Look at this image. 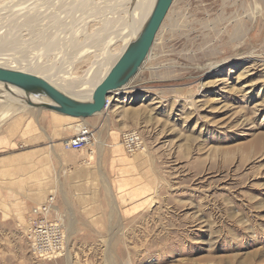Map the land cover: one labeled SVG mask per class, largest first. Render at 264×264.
Listing matches in <instances>:
<instances>
[{
    "label": "rangeland",
    "instance_id": "rangeland-1",
    "mask_svg": "<svg viewBox=\"0 0 264 264\" xmlns=\"http://www.w3.org/2000/svg\"><path fill=\"white\" fill-rule=\"evenodd\" d=\"M120 2L0 0V60L89 99L94 89L54 81L84 79L105 58L104 26L121 15ZM236 28L242 34L233 39ZM42 30L73 56L36 46ZM128 91L93 117L70 119L96 142L75 150L73 181L63 173L52 194L66 229L61 254L40 256L26 237L43 204L23 182L26 144L0 151V264H264V0H174ZM15 97L1 101L0 133L23 115L57 114ZM129 131L142 135L143 150L126 151ZM114 146L123 154L109 156Z\"/></svg>",
    "mask_w": 264,
    "mask_h": 264
},
{
    "label": "water",
    "instance_id": "water-1",
    "mask_svg": "<svg viewBox=\"0 0 264 264\" xmlns=\"http://www.w3.org/2000/svg\"><path fill=\"white\" fill-rule=\"evenodd\" d=\"M173 2L174 0H155L153 9L136 38L128 43L89 99L74 97L39 74L1 65L0 83L7 91H18L23 106L49 110L76 119L93 117L103 112L108 107V98L127 87L141 70Z\"/></svg>",
    "mask_w": 264,
    "mask_h": 264
},
{
    "label": "crops",
    "instance_id": "crops-1",
    "mask_svg": "<svg viewBox=\"0 0 264 264\" xmlns=\"http://www.w3.org/2000/svg\"><path fill=\"white\" fill-rule=\"evenodd\" d=\"M70 119L76 118L51 112L29 113L15 120L0 133V151H14L20 141L26 144L27 149L22 150L21 154V169L28 176L26 179L23 177V182L27 181L28 185L32 182L30 190L33 193L38 191L42 198L39 202L44 203L52 194L57 195L62 187L63 173L66 174L65 180L73 181V169L79 162L76 151L66 150L63 143L80 128ZM105 151L109 156L123 154L120 146L105 148Z\"/></svg>",
    "mask_w": 264,
    "mask_h": 264
},
{
    "label": "bare ground",
    "instance_id": "bare-ground-1",
    "mask_svg": "<svg viewBox=\"0 0 264 264\" xmlns=\"http://www.w3.org/2000/svg\"><path fill=\"white\" fill-rule=\"evenodd\" d=\"M154 3H155V0H122V2L119 3L120 5H122L121 11H120L121 15L115 19L114 24L110 28L104 26V30L106 31L105 32L106 35L104 36V39H102V41L100 40L101 44H100L99 50L103 51L105 49L103 51V55L105 58H101V59L97 60V62H94V63L92 62V64H90L85 71L84 79L77 80V79L73 78V74L68 75V76L63 74V75L59 76L57 81H54V82L59 84L62 87L80 88L83 85H86V87L95 90L96 86L106 77V75L109 73V71L111 70V68L115 64V62L113 63L114 59L116 58V60H117L121 56L123 51L125 50L128 43L131 40H133L134 38H136V36L138 35L142 26L144 25L147 18L149 17V15L153 9ZM83 4H85V3L83 2L82 5ZM82 5L78 6L77 3L74 6H73V4H69V5L66 4L64 6V8H66V6H67V8L69 7V9H67L66 12L64 10L65 15H67V13H69V12L70 13L75 12ZM32 9H34V8L32 7ZM33 13L34 12H32V11H27L25 13V16L32 15ZM60 14H59L60 16H64V15H62V12H60ZM59 15L57 14V16H59ZM57 19H62V18L58 17ZM66 21H67V19H66ZM4 22H6V21H4ZM58 22L61 24L64 23L62 21H58ZM61 24H59V25H61ZM74 25H77V24H74ZM8 28H9V24H8ZM59 30L62 32V30L60 28H59ZM109 30H110V32L108 33ZM239 30H240V28L235 29V32L232 35L233 39L238 38L242 34L241 32H239ZM4 31H6V30H4ZM8 31L11 32L10 29ZM8 31H7V34H9ZM50 35H48V32L46 30H42L35 37V40L34 39H32V40H34L36 42V46H46V47H50V48L55 47V48H59L62 50H66L67 53H63L64 59L72 55V52L70 51V48L66 42H60L61 40L60 41L52 40ZM245 35H247V33ZM7 36H9V35H7ZM91 39H89V40H91ZM110 44L112 45V48L107 49L108 45L111 47ZM117 46H120V48L115 49ZM77 48H75L73 51L78 52V49L80 47L78 49ZM41 51H42V49H41ZM41 51H39V52H41ZM0 65L5 66L4 62H2L1 60H0ZM63 65H62V67H63ZM11 68L29 71V67H23V66H21V64L17 65V66L12 65ZM104 69L105 70L108 69L106 74L103 72ZM79 83H82L81 86H78ZM129 92L130 91H128V86L125 87L122 91H120V93H129ZM19 94L20 93L16 90L14 92L7 91L4 87V85L2 83H0V97L2 99V100L0 99V110H3V108H4V105L2 103V102H5L4 99L10 100V95H11L16 101H18L15 96H18ZM92 94H89L88 98H91ZM75 96H77V95H75ZM16 105H15V107H16ZM17 107H19V106H17ZM16 112H17V110L12 109L11 115L13 116L14 114H16ZM4 114H6V113H4ZM1 122H2V120H1Z\"/></svg>",
    "mask_w": 264,
    "mask_h": 264
},
{
    "label": "built area",
    "instance_id": "built-area-1",
    "mask_svg": "<svg viewBox=\"0 0 264 264\" xmlns=\"http://www.w3.org/2000/svg\"><path fill=\"white\" fill-rule=\"evenodd\" d=\"M109 104L110 98H108V106ZM93 141L96 142L94 132L90 127L83 126L63 144L66 150H82ZM143 142L142 135L138 131L126 132L122 137V145L130 154L143 150ZM55 207V198L51 195L37 208L35 216L30 219L27 226L26 237L33 252L40 256L61 254L65 249L66 229Z\"/></svg>",
    "mask_w": 264,
    "mask_h": 264
}]
</instances>
